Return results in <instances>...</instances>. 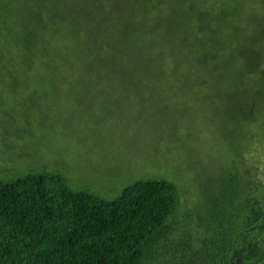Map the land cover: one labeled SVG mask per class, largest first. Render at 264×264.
<instances>
[{"label": "trees", "instance_id": "obj_1", "mask_svg": "<svg viewBox=\"0 0 264 264\" xmlns=\"http://www.w3.org/2000/svg\"><path fill=\"white\" fill-rule=\"evenodd\" d=\"M7 56L67 85L217 91L238 139L209 202L229 241L209 257L264 264V0H0ZM183 198L144 178L106 199L30 167L0 178V264H159Z\"/></svg>", "mask_w": 264, "mask_h": 264}, {"label": "rangeland", "instance_id": "obj_2", "mask_svg": "<svg viewBox=\"0 0 264 264\" xmlns=\"http://www.w3.org/2000/svg\"><path fill=\"white\" fill-rule=\"evenodd\" d=\"M8 58L0 60V178L42 166L106 199L135 179L171 182L185 196L159 264H212L229 241L210 214L223 178L215 172L238 139L218 92L67 85L25 64L10 70Z\"/></svg>", "mask_w": 264, "mask_h": 264}]
</instances>
